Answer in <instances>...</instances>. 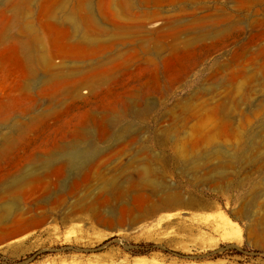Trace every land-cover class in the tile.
Wrapping results in <instances>:
<instances>
[{"label":"rangeland","instance_id":"374dc122","mask_svg":"<svg viewBox=\"0 0 264 264\" xmlns=\"http://www.w3.org/2000/svg\"><path fill=\"white\" fill-rule=\"evenodd\" d=\"M0 264H264V0H0Z\"/></svg>","mask_w":264,"mask_h":264},{"label":"bare ground","instance_id":"6f19581e","mask_svg":"<svg viewBox=\"0 0 264 264\" xmlns=\"http://www.w3.org/2000/svg\"><path fill=\"white\" fill-rule=\"evenodd\" d=\"M90 153H91L90 149H73V150H71L65 154V159H67L69 162H71L73 164L78 165L80 162L85 160L86 157L90 155ZM146 172H147V168L142 167L140 172H139V175L142 176V174H144ZM169 195L170 196H168V197L171 198V194H169ZM173 197L174 198L178 197V194H174Z\"/></svg>","mask_w":264,"mask_h":264}]
</instances>
